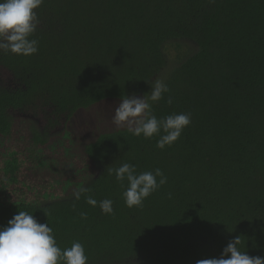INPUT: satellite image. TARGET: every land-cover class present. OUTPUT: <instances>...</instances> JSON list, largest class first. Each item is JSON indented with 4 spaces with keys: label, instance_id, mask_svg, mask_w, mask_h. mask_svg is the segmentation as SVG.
<instances>
[{
    "label": "trees",
    "instance_id": "1",
    "mask_svg": "<svg viewBox=\"0 0 264 264\" xmlns=\"http://www.w3.org/2000/svg\"><path fill=\"white\" fill-rule=\"evenodd\" d=\"M35 11L37 53L0 52V226L27 212L61 249L80 242L87 264H196L237 236L264 257V0H43ZM155 79L170 89L152 104L158 119L191 114L173 145L126 126L97 125L90 140L70 129ZM123 163L167 183L128 208L127 181L107 170Z\"/></svg>",
    "mask_w": 264,
    "mask_h": 264
},
{
    "label": "clouds",
    "instance_id": "2",
    "mask_svg": "<svg viewBox=\"0 0 264 264\" xmlns=\"http://www.w3.org/2000/svg\"><path fill=\"white\" fill-rule=\"evenodd\" d=\"M43 0H0V52L30 56L38 51V40L31 39L36 32L39 19L36 13ZM151 91L142 98L135 94L122 96L115 108L112 124L117 128L127 127L128 132L145 139L159 136L157 148L163 150L181 137L183 130L191 124L190 113H173L158 119L151 111L152 104L164 98L170 89L160 79L150 82ZM173 99L169 97L167 103ZM117 182L127 187L122 193L128 208L141 207L143 201L167 183V177L159 169L137 173L134 165L123 163L116 168H107ZM159 178V180H157ZM90 191H76L75 200ZM171 198V197H170ZM88 205L102 210L103 214H114L113 201H97L85 196ZM47 216V213L45 212ZM86 218L85 213H80ZM48 223L39 222L33 215L19 211L0 227V264H87L84 246L73 242L71 247L61 249ZM241 240L237 236L229 241L220 258L201 259L196 264H264V257H250L240 250Z\"/></svg>",
    "mask_w": 264,
    "mask_h": 264
},
{
    "label": "rangeland",
    "instance_id": "3",
    "mask_svg": "<svg viewBox=\"0 0 264 264\" xmlns=\"http://www.w3.org/2000/svg\"><path fill=\"white\" fill-rule=\"evenodd\" d=\"M120 101L101 102L91 110H84L77 115V118L71 123L70 129L83 140H90L92 136L90 130L96 128L97 125H106L105 127L116 128L112 124L115 108ZM3 227V226H0Z\"/></svg>",
    "mask_w": 264,
    "mask_h": 264
},
{
    "label": "bare ground",
    "instance_id": "4",
    "mask_svg": "<svg viewBox=\"0 0 264 264\" xmlns=\"http://www.w3.org/2000/svg\"><path fill=\"white\" fill-rule=\"evenodd\" d=\"M206 43V42H205Z\"/></svg>",
    "mask_w": 264,
    "mask_h": 264
}]
</instances>
